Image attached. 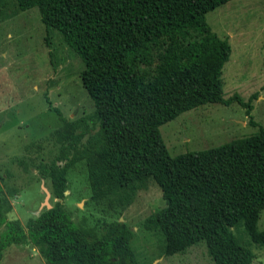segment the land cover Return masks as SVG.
Returning a JSON list of instances; mask_svg holds the SVG:
<instances>
[{"label": "trees", "instance_id": "1", "mask_svg": "<svg viewBox=\"0 0 264 264\" xmlns=\"http://www.w3.org/2000/svg\"><path fill=\"white\" fill-rule=\"evenodd\" d=\"M229 0H16L36 6L46 29H56L81 58L80 78L94 103L97 137L70 140L71 121L56 130L64 153L40 165L51 183L53 203L25 225L8 219L10 204L0 183V259L11 244L33 243L47 264H141L132 248L133 229L113 220L86 230L64 205L69 167L84 160L90 200L125 207L152 181L164 206L151 217L164 236V253L204 241L214 264H250L253 251L232 227L241 223L250 240L264 246L257 222L264 209V125L220 145L170 155L159 127L224 98L222 67L231 47L205 14ZM249 121L256 124L252 117ZM62 161L58 163L57 161Z\"/></svg>", "mask_w": 264, "mask_h": 264}, {"label": "rangeland", "instance_id": "2", "mask_svg": "<svg viewBox=\"0 0 264 264\" xmlns=\"http://www.w3.org/2000/svg\"><path fill=\"white\" fill-rule=\"evenodd\" d=\"M205 18L231 47L222 67L223 96L237 93L250 100L251 110L247 114L235 101L207 103L161 124L160 134L172 156L251 135L257 124L264 125V0H229L208 11ZM83 67L61 34L46 29L36 6L19 9L16 0H0V183L10 204L8 219L25 225L47 207L45 202L51 206L54 201L50 179L41 177L38 167L61 154L70 156L71 150L56 135L61 121L53 108L71 121L74 145L97 137L94 103L81 83ZM160 194L150 180L125 207L94 202L84 160L79 159L69 167L63 201L75 223L86 230L116 219L127 222L141 264H214L204 241L181 252L164 253V236L151 224L152 215L164 206ZM257 227L264 229V209ZM232 231L253 251L250 264H264V246L253 243L240 222ZM0 264L47 263L30 242L6 247Z\"/></svg>", "mask_w": 264, "mask_h": 264}, {"label": "water", "instance_id": "3", "mask_svg": "<svg viewBox=\"0 0 264 264\" xmlns=\"http://www.w3.org/2000/svg\"><path fill=\"white\" fill-rule=\"evenodd\" d=\"M48 197H49V192H46V199H48ZM45 204H46L47 208L50 207L47 202H45Z\"/></svg>", "mask_w": 264, "mask_h": 264}]
</instances>
